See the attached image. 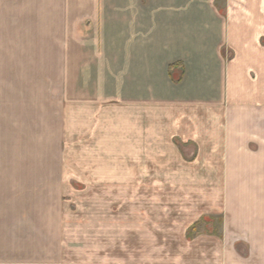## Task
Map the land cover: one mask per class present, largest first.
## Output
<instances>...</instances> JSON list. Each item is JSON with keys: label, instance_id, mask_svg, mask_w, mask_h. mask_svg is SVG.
<instances>
[{"label": "crops", "instance_id": "obj_1", "mask_svg": "<svg viewBox=\"0 0 264 264\" xmlns=\"http://www.w3.org/2000/svg\"><path fill=\"white\" fill-rule=\"evenodd\" d=\"M66 174L125 193L96 247L66 242ZM146 191L179 194V231L220 218L168 264H264V0H0V264H150Z\"/></svg>", "mask_w": 264, "mask_h": 264}, {"label": "rangeland", "instance_id": "obj_2", "mask_svg": "<svg viewBox=\"0 0 264 264\" xmlns=\"http://www.w3.org/2000/svg\"><path fill=\"white\" fill-rule=\"evenodd\" d=\"M72 72V61L71 59H66V83L68 73ZM71 77V76H70ZM71 129L66 128V137L69 134ZM41 131H34V139L41 138ZM47 138L49 142L54 141L56 138V130L51 125V121L47 130ZM56 143H51L48 147L50 155L55 151V154L58 153L56 150ZM70 148V151H65L66 155V172L77 170L75 163L78 164L79 160H73V146L72 144L66 145ZM54 154V155H55ZM48 167L54 166L52 164L55 162L52 158L48 157ZM39 163V162H38ZM79 165V164H78ZM35 166V165H34ZM66 190L64 192V199L66 203L65 214H66V223L69 226V231H66V242L68 241L69 245L76 244L74 239H79L80 244H83V248H88L89 246H98L101 242L103 243V236L105 235L103 230L105 225H96L94 222H89V215H101L104 216L105 213L110 214V208H105L104 202L107 200H113L112 214L114 221L116 217L120 220V208H117V203L121 199L125 198L122 196L121 192H112L105 193L100 192H90L86 190L87 185H84L87 177L84 176H73L71 174H66ZM75 182V184H73ZM85 188V189H84ZM176 194V195H175ZM137 195V196H136ZM168 192H159V191H146L135 193V200L141 199L145 201V208L139 209L145 211V226L151 227L155 226V230H152L150 239L145 238L146 248L148 247H159L162 252L160 256H149L145 255L144 260L146 263L155 264H168L174 260L182 262H201V258L205 259L206 256H202L201 253L207 249V246H213L218 242L217 237L220 236V218L218 215L214 217H208L204 219L201 223H197L192 229L188 232L179 231L180 227H185L186 225L178 220L177 223H172L175 218L183 219L185 216V208H169L164 206L168 204V200L173 199L179 196L178 193ZM129 198H132V193H129ZM133 198V199H134ZM178 198V197H177ZM107 199V200H106ZM159 205L160 207H154ZM102 206L101 208H99ZM134 210H136L134 208ZM171 217V219H169ZM154 218V219H153ZM153 220L155 222H153ZM157 220V221H156ZM159 222V223H157ZM117 224L113 225L115 229ZM119 225V224H118ZM71 227V228H70ZM100 241V242H99ZM68 245V246H69ZM104 246V244H103ZM113 246L120 247V239L117 234H113ZM171 249V250H170ZM186 253H189L187 256ZM180 254V255H178Z\"/></svg>", "mask_w": 264, "mask_h": 264}]
</instances>
